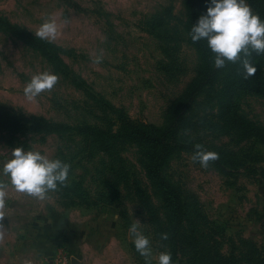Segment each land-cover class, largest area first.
<instances>
[{
	"label": "rangeland",
	"instance_id": "374dc122",
	"mask_svg": "<svg viewBox=\"0 0 264 264\" xmlns=\"http://www.w3.org/2000/svg\"><path fill=\"white\" fill-rule=\"evenodd\" d=\"M0 16L33 34L50 17L59 25L51 42L64 51L61 74L0 26V109L28 118L43 117L71 128L84 120L99 127L115 128L122 120L162 127L200 63L186 29L187 0H0ZM100 52L102 62L93 63ZM45 70L56 73L58 83L36 100H27L26 82ZM93 96L107 102L103 109L108 106L110 115H104ZM198 101L194 123L199 127L192 135L204 143L213 135L203 120L216 111L205 97ZM243 103L244 114L264 124V98L247 97ZM70 133L76 132L58 136L0 126V167L16 147L71 165L68 186L58 190L64 200L57 191L40 200L9 185L0 219V264H145L129 235L137 221L151 242L152 264H157L159 253L171 248L161 239L167 233L162 229L165 218L140 154L127 149L123 175H104L98 172L101 157L78 154ZM214 141L222 150L235 151L227 161L240 171L221 172L210 163L203 168L193 161V151L178 150L170 158V179L199 210L197 219L181 224L177 264H264V178L254 172L264 169V146L230 134ZM0 181L8 177L0 175ZM72 188L74 193L68 192ZM103 190L107 202L98 203ZM45 236L61 240L52 257L41 248L48 246Z\"/></svg>",
	"mask_w": 264,
	"mask_h": 264
},
{
	"label": "trees",
	"instance_id": "16d2710c",
	"mask_svg": "<svg viewBox=\"0 0 264 264\" xmlns=\"http://www.w3.org/2000/svg\"><path fill=\"white\" fill-rule=\"evenodd\" d=\"M247 3L253 12L264 18V0H247ZM205 6H210V0L207 4L202 0H187L186 29L188 32H190L192 24L197 22L199 16L206 13ZM0 26L6 33L38 52L54 72L61 74L62 68H66L62 57L64 51L54 43L40 39L27 29L13 24L1 16ZM189 38L191 39L190 35ZM190 41L200 57L197 74L187 88L173 101L167 111L166 123L162 127L133 123L128 120H122L115 128L109 125L99 127L84 120L82 124L71 128L43 117L28 118L0 109V126L19 132H42L59 136L61 133L74 130L76 133L70 134L74 136L71 141L76 144L77 153L91 156V158L96 155L100 156L102 164L98 172L104 173V175L113 177L123 175L122 171L125 170L123 153L129 148L135 149L141 156L147 178L158 190L160 211L165 218L162 229L163 231L167 230L169 237L167 241L170 243L174 264H177L179 258L177 256L178 244L184 231L181 224L188 223L193 217L197 219L199 210L190 206V200L183 197V191L176 187L170 179L168 167L172 155L178 150L195 153L196 146L200 145L204 150L215 151L219 154L217 160L210 161V164L219 171L225 172L229 168L240 171L239 166L234 168L236 166L233 167L227 161L230 154H235V151L232 149L222 150L215 145L214 140H218L223 134H230L233 138H247L264 146V124L251 120L244 114L243 108V100L247 97L264 98V54L258 55L252 52L248 57L257 66V71L253 76L245 78L240 60L227 62L224 68H216L214 67V54L208 48L206 41ZM198 97H205L207 103L213 107V111L217 112H214L212 117L203 120L206 126L211 127L208 130L210 135H213V139L204 143L198 136L192 135V132H195L194 130L199 127L197 123H194L195 112L199 104ZM92 98L106 117L111 114V109L108 106L106 110L103 109V104L107 105L103 98L97 99L94 96ZM113 108L115 107L113 106ZM112 115L115 114L112 113ZM116 119H119V116L116 115ZM213 131L218 134L215 135ZM114 161L116 164L112 167ZM254 172H259V176L264 178V169L256 167ZM127 175H129L128 172ZM115 180L119 181V178H115ZM74 189L72 188L68 192L74 193ZM106 190H111V186ZM106 190L100 191L98 203L107 202ZM56 193L64 200L63 193L59 191ZM71 197L73 201L75 196ZM77 199L81 200V193L78 194ZM262 261H264V257Z\"/></svg>",
	"mask_w": 264,
	"mask_h": 264
},
{
	"label": "clouds",
	"instance_id": "9594fccd",
	"mask_svg": "<svg viewBox=\"0 0 264 264\" xmlns=\"http://www.w3.org/2000/svg\"><path fill=\"white\" fill-rule=\"evenodd\" d=\"M59 34V25L55 18L46 19L35 32L42 40L54 41ZM189 35L193 42L206 41L214 54V67L224 68L227 62L240 60L244 77L253 76L257 66L248 57L252 52L264 54V18L253 12L247 0H210L206 13L199 16L192 24ZM103 60L100 52L92 57V62L99 64ZM59 77L51 71H41L31 76L23 88V94L29 101L36 100L46 91H51ZM192 159L201 167L207 168L210 161L219 158L215 151L204 150L200 145ZM71 165L60 158H50L38 150H25L16 147L11 157L0 167V175L8 177L7 182L0 181V219L4 216L9 185L19 193H24L40 200L47 199L50 192L67 187ZM140 222L130 225L129 235L134 237L136 251L145 259V264H152L153 250L151 242L138 228ZM168 234L161 233V239L167 240ZM0 239L3 233L0 232ZM157 264H174L170 251H161Z\"/></svg>",
	"mask_w": 264,
	"mask_h": 264
},
{
	"label": "crops",
	"instance_id": "0c3cea01",
	"mask_svg": "<svg viewBox=\"0 0 264 264\" xmlns=\"http://www.w3.org/2000/svg\"><path fill=\"white\" fill-rule=\"evenodd\" d=\"M46 238L44 240L46 241V245L48 246H42V250L44 248V255L52 257V255L55 253V247L57 246V243H60V239H56L54 236H45ZM39 248V249H41Z\"/></svg>",
	"mask_w": 264,
	"mask_h": 264
}]
</instances>
